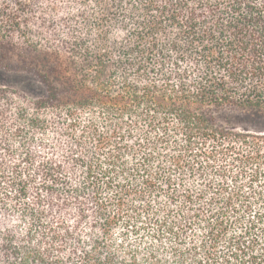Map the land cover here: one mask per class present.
<instances>
[{"label": "trees", "instance_id": "trees-1", "mask_svg": "<svg viewBox=\"0 0 264 264\" xmlns=\"http://www.w3.org/2000/svg\"><path fill=\"white\" fill-rule=\"evenodd\" d=\"M0 264H264V0H0Z\"/></svg>", "mask_w": 264, "mask_h": 264}, {"label": "rangeland", "instance_id": "rangeland-1", "mask_svg": "<svg viewBox=\"0 0 264 264\" xmlns=\"http://www.w3.org/2000/svg\"><path fill=\"white\" fill-rule=\"evenodd\" d=\"M0 88L19 91L31 98L45 95V87L33 75L0 65ZM224 127L264 133V111H227L218 116Z\"/></svg>", "mask_w": 264, "mask_h": 264}]
</instances>
